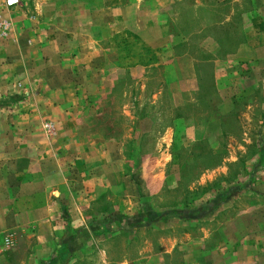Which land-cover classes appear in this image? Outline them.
<instances>
[{"label": "rangeland", "instance_id": "obj_1", "mask_svg": "<svg viewBox=\"0 0 264 264\" xmlns=\"http://www.w3.org/2000/svg\"><path fill=\"white\" fill-rule=\"evenodd\" d=\"M222 2L19 0L9 7L2 0L0 165L16 166L14 152L25 159L23 167L27 152H48L53 166L74 180L99 152H121L136 200L145 201L126 221L136 240L189 230L200 260L223 242L225 255L215 254L214 263L264 264V78L254 105L241 92L251 89V77L212 91L219 67L203 60L218 53L213 24L230 11ZM158 38H171L169 46L177 42L178 52L199 58L197 77H189L194 65L188 60L167 59L155 47ZM157 56L164 58L158 66ZM175 82L195 91L182 96ZM235 91L244 102L229 105ZM215 198L202 209L206 214L196 212ZM65 206L57 207L67 215ZM110 208L97 204L90 211ZM100 221L97 229L120 224ZM67 234L62 245H75L73 231ZM257 240L262 251L253 253Z\"/></svg>", "mask_w": 264, "mask_h": 264}, {"label": "crops", "instance_id": "obj_2", "mask_svg": "<svg viewBox=\"0 0 264 264\" xmlns=\"http://www.w3.org/2000/svg\"><path fill=\"white\" fill-rule=\"evenodd\" d=\"M222 4L230 6V11L221 12L219 22L213 24V29H219L218 53L209 52L203 60L219 67V71L212 74L219 81L212 91L221 93L222 84L226 86L225 83L232 78L241 83L242 78L251 77V89L242 87L241 92L250 94V104L254 105L260 97V90L256 87L260 78H264V0H223ZM157 40L161 42L154 44L155 47H162L164 52L161 53H166L167 59L188 60L194 65L189 77H197L195 65L199 58L188 51L178 52L175 48L179 45L177 42L169 46L171 38ZM224 44L227 51L222 52ZM163 59L157 56L156 65ZM229 63L240 68H230ZM178 85L174 90L182 96L195 91V86L179 85L178 88ZM237 94L235 91L228 99L229 105L244 102L242 95ZM209 95L210 91H205L201 96V104L205 107ZM174 135V129L169 130L168 138L172 140ZM186 138L192 141L194 134L188 131ZM14 153L17 155L16 166L0 165V177L5 176L0 178V264H216L215 254L226 251V245L220 242L217 247L208 248L201 260L198 259L195 237L189 230L183 236L161 234L155 241L149 238L136 240L126 221L140 214L137 211L145 201L144 198L136 200L134 187L126 178L121 152H99L93 164L87 166L81 176L78 175L79 179L76 175L78 180H69L63 166H53L48 152H27L25 167L20 166L25 160L20 158V152ZM8 182L11 190L3 191ZM97 204L110 205L111 208L106 212H91V206ZM62 205L68 206L67 215L60 213ZM57 206H60V212ZM114 218L119 220L117 227L97 229L96 222L102 220L109 224ZM70 231H73L72 239L76 244L64 247L62 243ZM5 239L10 244L4 247ZM258 241L253 253L262 251ZM205 243L206 240L200 244L201 249L205 248Z\"/></svg>", "mask_w": 264, "mask_h": 264}, {"label": "trees", "instance_id": "obj_3", "mask_svg": "<svg viewBox=\"0 0 264 264\" xmlns=\"http://www.w3.org/2000/svg\"><path fill=\"white\" fill-rule=\"evenodd\" d=\"M219 43H220V39L218 38V44H219ZM219 47H220V44H219ZM226 47H227V45L224 44V47L222 48V52L227 51V50H226ZM261 160H262V156H261ZM215 201H216V198H215V200L213 199V200H211V201H208V202L204 203L200 208H198V209L196 210V212H197L198 214H201V215L206 214V212H202V209H203V210H206V208H209V207L215 205ZM182 209H184V212L187 211V209H188V205H185ZM201 215H200V216H201Z\"/></svg>", "mask_w": 264, "mask_h": 264}, {"label": "built area", "instance_id": "obj_4", "mask_svg": "<svg viewBox=\"0 0 264 264\" xmlns=\"http://www.w3.org/2000/svg\"><path fill=\"white\" fill-rule=\"evenodd\" d=\"M6 2H7V6H14V5H16L18 2H19V0H6ZM7 244L9 245L10 244V241L7 239Z\"/></svg>", "mask_w": 264, "mask_h": 264}]
</instances>
